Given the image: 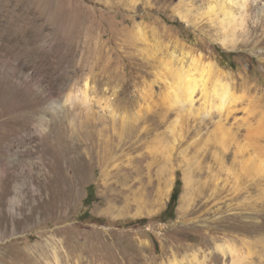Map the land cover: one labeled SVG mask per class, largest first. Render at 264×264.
I'll list each match as a JSON object with an SVG mask.
<instances>
[{"label":"rangeland","instance_id":"374dc122","mask_svg":"<svg viewBox=\"0 0 264 264\" xmlns=\"http://www.w3.org/2000/svg\"><path fill=\"white\" fill-rule=\"evenodd\" d=\"M216 1L0 0V264H264V0H232L228 48L223 16L180 18ZM182 52L219 67L222 115L170 107ZM65 143L89 157L55 167Z\"/></svg>","mask_w":264,"mask_h":264},{"label":"bare ground","instance_id":"6f19581e","mask_svg":"<svg viewBox=\"0 0 264 264\" xmlns=\"http://www.w3.org/2000/svg\"><path fill=\"white\" fill-rule=\"evenodd\" d=\"M230 4L235 5V2L232 0H218L216 1L215 5L210 6L206 12L202 13V16L199 15L200 17H196L194 15L195 13H192L189 10V12L180 13V18L188 24L199 27L200 23L205 18L210 19L212 24H216L219 16H223L224 20L220 21V25L225 30L226 28H229L226 30L224 35L223 47L228 48L226 45V40L229 38V32L234 31L238 27L244 26V21L240 24L237 23L235 13L228 9ZM181 56L182 57H178V55L173 53L172 59H161L159 62L163 70L160 76L163 78L165 77L163 82L167 85L169 90L168 95L172 98V104L170 107L177 108L182 111L186 109L189 111V113H191L194 108L195 96L197 92L200 91L207 100L206 107L211 108V111L212 109H215L222 115L223 111L228 107V105L230 103H234L236 99L232 94L231 88L228 84H224L221 81L213 83L214 70L216 69L220 71L219 67L214 63H208V65L205 64L203 66L201 65V60H197L191 55H186L183 53ZM87 96L88 94L86 93V97ZM41 123L43 124L44 122L41 121ZM217 131L223 134L224 137L227 136L228 131L222 122L219 123ZM62 132L63 131L61 130H57L56 135L59 136ZM75 135L76 133H72L70 136L68 135L69 137L67 136V141L69 142L68 139H70L71 142ZM62 152V158H57L56 162L53 164L55 167L62 163L63 159H69L79 164H83L84 160L89 157V154L83 153L81 151L79 144L71 147V145L69 146L67 143H65L62 147ZM258 160H255L252 158V156L247 160L244 170L249 175V177L254 176L255 173H259V175L263 174L264 162ZM245 228L246 227H243V229ZM217 249L222 253L235 255L234 249L227 243L218 246Z\"/></svg>","mask_w":264,"mask_h":264},{"label":"trees","instance_id":"16d2710c","mask_svg":"<svg viewBox=\"0 0 264 264\" xmlns=\"http://www.w3.org/2000/svg\"><path fill=\"white\" fill-rule=\"evenodd\" d=\"M219 53H220V57H221V66H225L227 60H233L234 58H236L238 56L235 53H225V52H223L221 50L219 51ZM231 67H233L232 64H231ZM181 184H182L181 183V176H180L179 173H177V180H176V183H175V187H174V190H173L169 205H168L167 209L159 217L160 220H163V221L167 222L169 220L172 221V220L175 219L174 212H175V208H176V204H177L178 198L180 196ZM142 222H145V220H143Z\"/></svg>","mask_w":264,"mask_h":264}]
</instances>
